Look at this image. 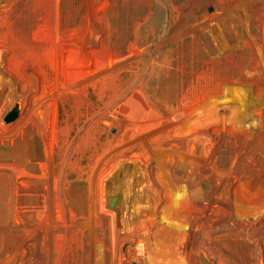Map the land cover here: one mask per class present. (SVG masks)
Segmentation results:
<instances>
[{"label":"rangeland","instance_id":"374dc122","mask_svg":"<svg viewBox=\"0 0 264 264\" xmlns=\"http://www.w3.org/2000/svg\"><path fill=\"white\" fill-rule=\"evenodd\" d=\"M0 264H264V0H0Z\"/></svg>","mask_w":264,"mask_h":264},{"label":"water","instance_id":"95a60500","mask_svg":"<svg viewBox=\"0 0 264 264\" xmlns=\"http://www.w3.org/2000/svg\"><path fill=\"white\" fill-rule=\"evenodd\" d=\"M17 114H18V112H17L16 107L13 108V109H11V110L7 113V115L5 116V121H6V122L13 121V120L17 117Z\"/></svg>","mask_w":264,"mask_h":264}]
</instances>
